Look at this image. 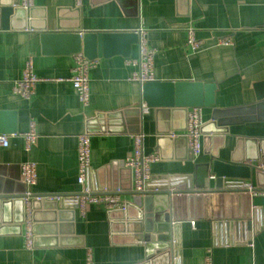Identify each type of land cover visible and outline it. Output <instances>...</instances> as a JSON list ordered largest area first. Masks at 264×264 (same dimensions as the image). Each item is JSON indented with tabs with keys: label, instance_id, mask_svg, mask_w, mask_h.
<instances>
[{
	"label": "crops",
	"instance_id": "0c3cea01",
	"mask_svg": "<svg viewBox=\"0 0 264 264\" xmlns=\"http://www.w3.org/2000/svg\"><path fill=\"white\" fill-rule=\"evenodd\" d=\"M44 29L82 34L143 29L147 45L155 51V82L215 85L214 104L201 108V154L191 156L185 140L192 108H148L143 87L130 80L138 70L129 63L139 57L138 43L131 46L129 57L116 54L95 60L89 72V102L84 105L70 82L75 55L43 54L40 32ZM190 29L200 42L198 50L188 46ZM228 39L231 45H221ZM29 60L40 81L25 99L14 92V86L22 80ZM131 110L144 115V153L159 156L151 164L152 177L190 175L194 185L196 166L208 162L211 155L264 166V0H82L81 5L76 0H34L25 16L15 18L9 29H1L0 128L4 132L0 134L10 140L7 148L0 147V188L3 196L12 199L5 215L0 214V264L145 261L144 247L130 235L116 232L120 214H110L101 205H90L82 214L77 201L83 191L78 182L82 134L91 136L86 187L96 191L100 184L119 192L124 202L131 201L133 172L124 173L129 169L124 162L133 154L135 135L89 127L99 114ZM32 122L38 138L27 152L24 135ZM247 159L253 161L247 163ZM26 163L36 166L32 187L22 178L21 167ZM251 183L256 192L264 191L254 174ZM210 186L215 188L214 176ZM27 193L62 198L61 216L52 222L48 211L35 212L31 201L32 248L27 246ZM250 197L256 213L251 241L245 238L247 232L232 231L226 221L210 217L221 213L219 205L203 206L206 218L182 222L181 264H206L208 256L213 264H264V196ZM232 210L240 213L242 206Z\"/></svg>",
	"mask_w": 264,
	"mask_h": 264
},
{
	"label": "water",
	"instance_id": "95a60500",
	"mask_svg": "<svg viewBox=\"0 0 264 264\" xmlns=\"http://www.w3.org/2000/svg\"><path fill=\"white\" fill-rule=\"evenodd\" d=\"M26 14L27 9L20 7L19 0L12 3L0 0V30L9 29L15 18ZM138 42V35L134 32L82 34L60 29H44L40 32L43 54L82 53L89 60L116 54L129 57L131 46ZM215 90V85L196 82H151L143 86V100L148 108L187 111L190 108L212 106ZM143 118L140 110L99 114L90 121L89 127L98 132L108 129L112 131L115 128L118 132L137 135L141 133ZM127 124L129 127H126ZM1 132H4L2 128ZM252 161L247 159V163ZM124 170L130 176V169ZM253 174L257 186L264 188V166L236 162L233 159L223 160L211 155L208 162L196 166L194 185L193 176L190 175L151 177L145 185L144 193L131 192L133 197L130 202H125V210L110 211V214L121 215L115 223L116 232L130 235L136 244L144 247L145 261L142 264H181L182 222L206 218V213L202 215L203 206L219 205L221 213L210 217L226 221V226L232 231L237 232L240 228L243 233L247 232L245 238L251 241L256 213L252 209L248 187L252 184ZM211 176L215 178V188L210 186ZM99 187L93 192H103L105 189L112 192L109 187L100 184ZM88 189L91 190L89 187ZM10 199L12 198L2 195L0 188V214L5 215L6 207L11 204ZM32 201L35 212L41 208L48 211L49 221H56V216H61V212L58 213L61 200L58 202L34 198ZM154 205H157L156 214L152 212ZM238 205L242 206L240 213L232 210L233 206ZM130 212L135 213L131 216Z\"/></svg>",
	"mask_w": 264,
	"mask_h": 264
},
{
	"label": "built area",
	"instance_id": "2783aa9c",
	"mask_svg": "<svg viewBox=\"0 0 264 264\" xmlns=\"http://www.w3.org/2000/svg\"><path fill=\"white\" fill-rule=\"evenodd\" d=\"M34 0H22V6L26 9L33 7ZM78 5H81L82 0H76ZM139 38V57L136 60H129V63L138 67L134 71L130 80L139 83L142 87L151 82H155L154 76V55L155 51L149 48L146 40V32L140 29L136 32ZM188 46L193 50L200 48V42L195 37L192 29L188 30ZM221 45H231V39L222 40ZM76 66L73 70V75L70 79L73 87L77 91L81 102L87 105L90 97V80L89 72L96 66L95 60L87 59L82 53L75 55ZM40 79L34 73V65L32 60H29L24 69L22 80L16 82L14 92L25 99H29L34 93L36 84ZM145 113L148 112L144 108ZM204 122L202 118V109L200 107L192 108L188 113L187 132L186 137L188 147L194 157H198L202 151V128ZM38 138L35 123L32 122L30 130L24 135L25 149L27 152L32 150ZM134 151L133 154L124 162L125 167L133 172L134 193H144L146 183L151 179V164L159 160V156L152 154L146 155L144 153V135L142 133L134 137ZM10 137L0 134V147L7 148L9 146ZM78 160H79V176L78 182L83 186V191L77 196L78 209L82 214H85L86 209L90 205L104 206L108 211L125 210V202L121 199L119 192H110L104 190L103 192H93L89 190L87 185V178L91 168V136L89 134H82L78 138ZM22 178L26 186L32 187L37 180L36 166L33 163L23 164L21 167ZM251 195L264 196V191L256 192L253 187H248ZM47 200V201H60L62 198L57 196H33L27 193L24 199L27 205L26 221L28 224V248L33 247V232L31 227V211L30 203L33 199ZM206 264H213L212 257L208 256Z\"/></svg>",
	"mask_w": 264,
	"mask_h": 264
}]
</instances>
